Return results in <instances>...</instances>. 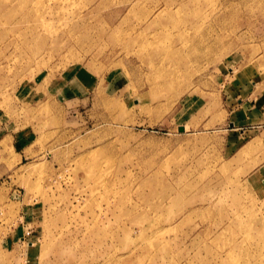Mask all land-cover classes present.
I'll use <instances>...</instances> for the list:
<instances>
[{"label":"rangeland","instance_id":"rangeland-1","mask_svg":"<svg viewBox=\"0 0 264 264\" xmlns=\"http://www.w3.org/2000/svg\"><path fill=\"white\" fill-rule=\"evenodd\" d=\"M260 92L264 0H0V264H264Z\"/></svg>","mask_w":264,"mask_h":264},{"label":"crops","instance_id":"crops-1","mask_svg":"<svg viewBox=\"0 0 264 264\" xmlns=\"http://www.w3.org/2000/svg\"><path fill=\"white\" fill-rule=\"evenodd\" d=\"M248 100L251 103V108L254 109L255 107H257L255 112H252L253 114L252 118L254 119L253 122H255L256 124L263 125L262 127L264 129V93L263 94L261 92L259 94L257 93L256 97L251 95V97H249ZM238 123H241V122L238 121ZM262 132H264V130ZM27 231L28 229L25 232L23 231V235H21V237H23L24 239L26 238V235L28 234Z\"/></svg>","mask_w":264,"mask_h":264},{"label":"water","instance_id":"water-1","mask_svg":"<svg viewBox=\"0 0 264 264\" xmlns=\"http://www.w3.org/2000/svg\"><path fill=\"white\" fill-rule=\"evenodd\" d=\"M180 129H181V130H183V129H184V127H183V126H180Z\"/></svg>","mask_w":264,"mask_h":264}]
</instances>
